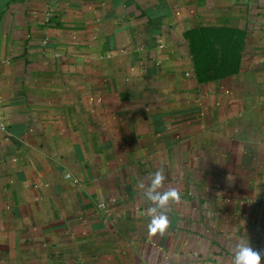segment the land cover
Returning <instances> with one entry per match:
<instances>
[{"label": "crops", "instance_id": "0c3cea01", "mask_svg": "<svg viewBox=\"0 0 264 264\" xmlns=\"http://www.w3.org/2000/svg\"><path fill=\"white\" fill-rule=\"evenodd\" d=\"M241 240L264 264V0H0V264H232Z\"/></svg>", "mask_w": 264, "mask_h": 264}, {"label": "clouds", "instance_id": "9594fccd", "mask_svg": "<svg viewBox=\"0 0 264 264\" xmlns=\"http://www.w3.org/2000/svg\"><path fill=\"white\" fill-rule=\"evenodd\" d=\"M164 180V176L160 171L154 174L152 184L146 192L148 199L153 204L163 207L169 199H179V193L175 189H170L166 193L160 194L155 191ZM168 226V218L165 214L153 215L149 224V231L152 234L163 233ZM232 264H262V256L259 251L254 250L250 243L241 240L232 251Z\"/></svg>", "mask_w": 264, "mask_h": 264}, {"label": "built area", "instance_id": "2783aa9c", "mask_svg": "<svg viewBox=\"0 0 264 264\" xmlns=\"http://www.w3.org/2000/svg\"><path fill=\"white\" fill-rule=\"evenodd\" d=\"M101 206H103V205H101Z\"/></svg>", "mask_w": 264, "mask_h": 264}]
</instances>
